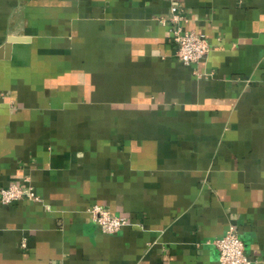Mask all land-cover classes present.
<instances>
[{
	"label": "crops",
	"instance_id": "1",
	"mask_svg": "<svg viewBox=\"0 0 264 264\" xmlns=\"http://www.w3.org/2000/svg\"><path fill=\"white\" fill-rule=\"evenodd\" d=\"M175 4L200 61L176 57ZM11 183L39 199L0 203V264H219L229 227L264 264V0H0Z\"/></svg>",
	"mask_w": 264,
	"mask_h": 264
},
{
	"label": "built area",
	"instance_id": "2",
	"mask_svg": "<svg viewBox=\"0 0 264 264\" xmlns=\"http://www.w3.org/2000/svg\"><path fill=\"white\" fill-rule=\"evenodd\" d=\"M176 1V0H175ZM178 1V0H177ZM178 5H171V26L169 28L172 40L176 43V57L184 64L204 59L209 51V45L204 34L193 30L183 29L179 22L184 16L178 11ZM27 180V179H25ZM23 198L38 200L34 191L26 185L11 183L0 188V203L10 204ZM92 221L107 234L118 232L127 223V218L112 214L97 204L87 208ZM213 244L218 252L219 264H253L254 261L245 253L243 242L234 227H229ZM21 245L24 247L25 243Z\"/></svg>",
	"mask_w": 264,
	"mask_h": 264
}]
</instances>
